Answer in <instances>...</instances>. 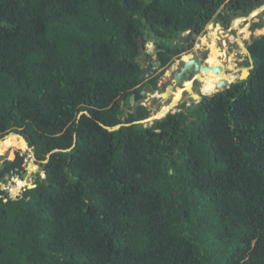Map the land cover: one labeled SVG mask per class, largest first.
I'll list each match as a JSON object with an SVG mask.
<instances>
[{
	"label": "trees",
	"instance_id": "16d2710c",
	"mask_svg": "<svg viewBox=\"0 0 264 264\" xmlns=\"http://www.w3.org/2000/svg\"><path fill=\"white\" fill-rule=\"evenodd\" d=\"M262 4L0 0V139L22 134L45 174L14 198L0 190V264H264V34L246 80L150 127L101 125L150 116L130 97L145 98L142 77L156 88L181 56L167 41ZM1 144L0 155L26 148ZM26 163L17 152L0 178ZM4 180L12 195L24 186Z\"/></svg>",
	"mask_w": 264,
	"mask_h": 264
},
{
	"label": "rangeland",
	"instance_id": "374dc122",
	"mask_svg": "<svg viewBox=\"0 0 264 264\" xmlns=\"http://www.w3.org/2000/svg\"><path fill=\"white\" fill-rule=\"evenodd\" d=\"M263 12H264V10L259 12V14H256L251 20H249L250 22L248 24L245 23L247 21V19H245V21L243 22V23H245L244 27H242L238 31L233 32V35H228L229 33L228 34L222 33L224 36L219 34V37H215V35H213V33H214L213 29L214 28L212 27L211 24H208L206 26L205 31L203 33H201L199 35L194 34L192 42L190 43V45L193 44L192 48L189 49V51L183 53L181 55L182 57L180 56L179 58L178 57L174 58L169 63V65H167L164 69H161V71L164 70V74H162V76L158 79V81L156 83V85H157L156 88H154L153 86L151 87L147 82L148 80L145 79V81H144V83L146 84V87H145L146 93L144 94L145 98L141 99V101H139L137 104L139 105V103L141 102L143 105L147 106L151 111L150 115H153L152 114L153 108L156 107V110L159 111L162 107H165L167 104H169L172 100L171 101L167 100L168 98L164 99L163 102H161L159 100L160 99L159 95H160L161 91L164 90L166 85H168V84L173 85V82H172L173 75H174V73H176L177 71L180 70V68L182 67V63L184 61L189 60L192 57L198 58L200 51L209 52V55H210V53H212L216 50L218 52H221L222 56H221V58L219 57V61H220V63H222L224 61V55L223 54H225V51H223V50L224 49L228 50L230 53V62H228L229 65L227 67V70L232 71L231 72L232 75H234L236 72H238L241 67H245V66H241L238 68L232 63L231 60L233 58L237 59L238 57H240L241 53L238 52V49L235 46H233V44H231L230 45L231 47H229V43H228L229 40H227L226 43H224V39H226V37H228L229 39L232 38V39H230L232 43L237 41V39L239 40V38H242L243 40L246 39L245 38L246 34L244 33V29L246 28V30H247L250 26V23H252L254 20H257V18H260L261 16H259V15H261ZM234 19H236V18H233L231 20H234ZM231 20H229V21H231ZM218 26H223V25L221 23V24H218ZM249 34H250V32H247V38L249 37ZM263 34H264V27L258 28L254 32V35L256 37H260ZM209 43H211V44H209ZM198 44H200V46H198ZM214 44H215V50L214 49L212 50L211 46H213ZM148 49L151 50L152 46L148 47ZM245 53L246 52L242 50V54H245ZM208 59H209V57H208ZM208 59H207V62L209 63L210 59L209 60ZM231 68H233V69H231ZM158 73H160V72L158 71L157 74ZM192 77L193 76L187 77L185 80L189 81ZM235 77H236V79L234 81L237 80L238 75H236ZM203 85H204V83H203V81H201L199 84H197V88L202 90ZM212 94H214V92H212L210 94L205 93L204 95L210 96ZM186 101L188 102L187 103L188 105H191L192 103H196L195 100L194 101L193 100H186ZM137 104H134V107L137 106ZM178 110H179V108L177 106L172 111H174V113H175ZM129 112L130 111L128 109H125L124 115L126 116ZM122 121L124 122V118L122 119ZM142 125H143V123H142ZM3 148H4V145L1 144V146H0L1 152H2ZM17 152L27 154L26 170L32 174L33 180L37 179L38 177H41L42 179L45 178V174L43 172H41V170H40L41 167L39 165L35 164L36 160L34 159L32 152L28 148H24V149L12 148L10 152H7L3 155H0V171H2L3 164L5 161H11V160H14L16 158ZM13 173H14V175H4L3 177L0 178V190H2V193H3L2 196L9 195V183L4 180L6 176H8L9 180L21 178L24 181V186H27V182L23 178L24 172L19 173L17 170H14Z\"/></svg>",
	"mask_w": 264,
	"mask_h": 264
},
{
	"label": "water",
	"instance_id": "95a60500",
	"mask_svg": "<svg viewBox=\"0 0 264 264\" xmlns=\"http://www.w3.org/2000/svg\"><path fill=\"white\" fill-rule=\"evenodd\" d=\"M255 9L260 10L259 12L263 11V10H264V4H262V5L258 6V7H256ZM253 11H254V10H253ZM253 11H252V12H253ZM252 12H251L249 15L243 17V18H251ZM237 18H239V17H237ZM237 18H236V19H237ZM251 19H252V18H251ZM143 20L145 21V19H143ZM216 23H217L216 20L212 23L213 27L216 26ZM148 28H149V26H147L146 32L148 31ZM151 34H152V37L149 38V39H147V40H146L144 37H141L140 45H141V51H142V52L145 51L148 47L153 46V43L156 41L157 37L155 36V33H154V32H151ZM193 35H194V31H193V30H189V31H187L185 34H181L179 37L174 38V39H172L171 41H167L166 43H167V45H172V46H174V45L177 44V47H178V48L180 47L181 44H183V47L185 48V50H186V51H189V49H190V43L192 42ZM163 41H164V40H163ZM239 45H240V44H239ZM244 45H245L244 43H242V46L240 45L241 48H242V50H243V48H244V49L246 50V53H249V54L251 55V53L249 52V50H248L247 48H245ZM198 46H200V44H198ZM243 46H244V47H243ZM196 60H197V61H196ZM137 61L140 62V63H143V67H144V68H146L147 65H148V63H147L146 58H145L144 55H140V56L137 58ZM193 61H195V63H196V64L193 65V68H191L190 70H186V69L188 68V66L190 65V63L193 62ZM250 62H251V64H252V65L250 66V68H247V67H242V68H240L241 71H242V73H241V79H244V77H243L244 74H247V76L250 75L249 69H250V70H253V69H254V60L252 59V57H251V61H250ZM235 63H236V64H239V63L236 62V61H235ZM198 67L201 68V69L198 70ZM208 68H211L213 71H215V70L218 69V67H210V65H208V64H203L202 60H199L198 58H193L192 60L187 61V62L184 63V66L181 68V70H180L179 72L176 73V76H177V77H176V80H175V84H173V85H169V86L167 87V89H166L163 93H161V95H160V96H161V100H160L161 102H163L164 99H166V98H168L167 100H169V98L172 96V94H171V89L177 88V87L181 84V80H183L184 75L189 76L193 70H195L197 73L195 74L194 77H192L191 80L186 81V83H187V87H186V89L183 90V92L180 94V98L177 99L178 101H175L176 99H175V96L173 95L172 101H171L169 104H167L166 106H170L171 104H175V103H176V105H175L174 107H172L171 109H169V110L167 111V113H166L164 116L157 117L156 114H155V113H157V110H156V107H155V108L152 109V114H153V115H150L149 117H147V118H145V119L135 120V121H133V122H131V123H121V124L115 125V126H113V127H108V126H106L105 124H101V125H102L104 128L108 129L109 131H115V130H118V129H120V128L123 127V126H133V125H136V124H142V123H143L146 127H150V126L153 124L154 121L159 120V119H161L162 117H165V116H166L168 113H170V112H171V113H174V111H172V110H174L177 106H179V105L182 103V101H183L182 98H183V93H184V91L188 92L189 94H193V98L199 101V100H200L199 95H196V94H194V92H193V82H194L195 79H198V80L201 82V81L203 80V76L200 75V71H201V72H204V71H206V69H208ZM222 70H223V69H221V71H222ZM205 73H207V72H205ZM198 76H201V77H198ZM179 77H181V78H179ZM179 79H180V80H179ZM142 80H145V78L142 77ZM216 87H217V90H224V89L230 88V82H229L228 80L222 79L219 83H217ZM145 93H146L145 91H142V94H143V95H144ZM167 100H166V101H167ZM198 101H197V102H198ZM135 102H136V95H135V94H132L131 97H130V105H132L133 108L136 107V106L134 107ZM84 113L89 114L87 111H82V112L79 113L78 117L80 118ZM8 134H11V135H17V136H19L23 141H25V143L28 145V149L32 152V155H33L34 159L36 160V158H35V154H34V151H33V147L29 144V142L27 141V139H26L22 134L15 133V132H13V131H9V132L6 133L2 138H4V137H5L6 135H8ZM76 137H77V134L75 133V138H76ZM2 138H1V139H2ZM1 139H0V140H1ZM0 146H1V145H0ZM70 150H71V148L68 149V150L56 149L54 152H56V151H70ZM49 157H50V155L48 156V159H49ZM48 159L45 160L44 162L46 163V162L48 161ZM40 170H41V172H42V169H40ZM171 172H172V171H171ZM23 178L26 180V182H27V186H23V187L19 190V192H18L16 195H12V194H11V191L9 190V198H14V197L17 196L21 191L25 190L26 188L32 189V188H34V187L37 186L36 183H34L35 180H33V176H32V174H31L29 171H26V172L23 173Z\"/></svg>",
	"mask_w": 264,
	"mask_h": 264
},
{
	"label": "flooded vegetation",
	"instance_id": "af4514ba",
	"mask_svg": "<svg viewBox=\"0 0 264 264\" xmlns=\"http://www.w3.org/2000/svg\"><path fill=\"white\" fill-rule=\"evenodd\" d=\"M253 10H255V8L253 9ZM252 10V11H253ZM251 11V12H252ZM250 12V13H251ZM249 13V14H250ZM248 14V15H249ZM259 14V13H258ZM216 16H218V14H216ZM247 16V15H246ZM259 16H261L260 18H257V20H254L252 23H250V26H249V28H248V31L250 32V34H249V37L248 38H246V39H244L243 40V43L245 44V46H246V48L249 50V52L251 53V51H250V46H251V43H252V41H253V39H255V38H259V37H256L255 35H254V32H255V30L256 29H252L253 28V25L255 24V23H257V22H260L261 20H263L264 21V14L262 13L261 15H259ZM240 17H245V16H239V18ZM237 18V17H236ZM219 21L217 18H215L210 24L212 25V23L214 22V21ZM230 22V21H229ZM250 21H246L245 23H249ZM227 23V22H226ZM226 23L224 24V23H222V25H223V27H224V25H226ZM245 23H243V25H245ZM219 24H221V22L219 21ZM243 27V26H242ZM262 36V35H261ZM260 36V37H261ZM227 40H229L228 41V43H229V47H231L230 45L231 44H233V46H235L237 49H238V52H240L241 53V55H240V57H238L237 59H235V58H233L231 61L234 63V65L236 66V67H241V66H245V67H247V68H250V66L252 65L251 64V57H252V54L250 55L249 53H245V54H242V48H241V46L239 45V43H238V39H237V41H235V42H231V40L228 38V37H226V39H224V43H226V41ZM155 43V42H154ZM153 43V44H154ZM192 46H193V44H191ZM190 45V49L192 48V46ZM180 47H182L183 49H184V51L182 52V54L183 53H185V52H187L186 50H185V48L183 47V44H181L180 45ZM213 50V49H212ZM223 51H225V54H223L224 55V61L221 63L222 64V66H223V71H224V73H231L232 71H229V70H227V67H228V65H229V63L228 62H230V53H229V51L228 50H226V49H224ZM181 54V55H182ZM209 55V52H203V51H200V54H199V57H198V59L199 60H202V62H203V64H209L208 62H207V59H208V57L210 58V56L211 55H214L215 57H216V59H217V64H219V58L214 54V52H212V53H210V55ZM238 55V54H237ZM182 57V56H181ZM221 58V57H220ZM227 59V60H226ZM252 59H253V57H252ZM188 61V60H187ZM227 61V62H226ZM235 61L236 62H238L239 64H236L235 63ZM184 63H185V61L182 63V67L184 66ZM216 64V65H217ZM181 67V68H182ZM181 68H180V70H181ZM242 68V67H241ZM179 70V71H180ZM179 71H177V72H179ZM253 70H250L249 69V72H250V74H251V72H252ZM159 72H163V74H164V70L163 71H161V69L159 70ZM176 72V73H177ZM176 73H174V75H173V80H172V82H173V84H175V75H176ZM197 72L195 71V70H193L192 72H191V74L189 75V76H187V75H184V77H183V81H186L185 79L187 78V77H191V76H195V74H196ZM241 73H242V71H241V69H239V71L238 72H236L235 74H234V79H232V80H230V86L232 85V84H234V83H236V82H238V81H243V80H246L250 75H248L247 77H245L244 79H241ZM200 74L201 75H204L201 71H200ZM206 75V74H205ZM209 75H211V74H209ZM236 75H238V78H237V80L236 81H234L235 79H236ZM207 77V76H206ZM192 79V78H191ZM190 79V80H191ZM200 83V81L198 80V79H195L194 80V82H193V92H194V94H196V95H199V97H200V100L199 101H201L202 100V98H203V96H204V93H203V91L201 90V89H198L197 88V84H199ZM166 85V84H165ZM169 86V84L168 85H166L165 86V88H164V90L163 91H161V93H163L166 89H167V87ZM181 86H183L182 84H181ZM176 88H174V89H171V94H172V96L169 98V100L171 101L172 100V98H173V91L175 90ZM220 91H222V90H216L215 92H214V94L215 93H217V92H220ZM161 93H160V95H161ZM159 95V97H160V99L159 100H161V96ZM182 103H184V102H186V103H188L186 100H195V102H197L198 100H196V99H194L193 98V94H189L188 92H186V91H184V93H183V98H182ZM198 101V102H199ZM138 102H135V104H137ZM181 103V104H182ZM139 104H142L141 102L139 103ZM180 104V105H181ZM143 105V104H142ZM179 105V106H180ZM132 106V105H131ZM137 106H138V104H137ZM178 106V107H179ZM187 106H190V105H188L187 104ZM125 109H128L129 110V108L128 107H126ZM133 109H135V108H133ZM36 180V179H35Z\"/></svg>",
	"mask_w": 264,
	"mask_h": 264
},
{
	"label": "bare ground",
	"instance_id": "6f19581e",
	"mask_svg": "<svg viewBox=\"0 0 264 264\" xmlns=\"http://www.w3.org/2000/svg\"><path fill=\"white\" fill-rule=\"evenodd\" d=\"M259 11L260 10H258V9H255L253 12H252V15H251V18H253L256 14H258L259 13ZM251 18H242V17H240V18H237V19H234V20H231L230 22H227L226 23V25L223 27V26H218V24H219V21H217V23H216V26L215 27H213V25H212V27L214 28H212L213 30H214V33H213V35H215V37H219V34H221V35H223L222 33H225V34H228V35H233V32H235V31H238V30H240L241 28H242V26L244 27V25H243V22L245 21V19H247V21H249V20H251ZM218 26V27H217ZM233 28V29H232ZM259 31V30H258ZM247 32H249L248 31V29L246 30V28L244 29V33L246 34V37L245 38H247ZM218 34V35H217ZM217 35V36H216ZM224 36V35H223ZM221 37V36H220ZM230 39H232V38H230ZM238 43L242 46V43H243V39L242 38H239V40H238ZM209 44H211V43H209ZM245 46V45H244ZM243 46V47H244ZM215 48V44L213 45V46H211V49H214ZM245 48H246V46H245ZM243 51H245L246 52V50L243 48ZM218 54H217V57L219 58V57H221L222 56V53L221 52H217ZM193 59V57L192 58H190L188 61H190V60H192ZM227 60V59H226ZM197 61V60H196ZM185 62H187V61H185ZM227 62V61H226ZM233 63V62H232ZM194 64H196L195 63V61H193V62H191L190 63V65L188 66V68L186 69V70H190L191 68H193V65ZM234 64V63H233ZM231 66V65H230ZM210 67H212V66H210ZM213 67H218V69L217 70H215V71H213L211 68H208V69H206V71H204V72H202L204 75H201V76H203V83H204V85H203V87H202V91H203V93L205 94H210V93H212V92H215L216 90H217V87H216V85H217V83H219L222 79H225V80H228L229 82H230V80H232V79H234V75H232V73L230 74V73H224V71L222 70L221 71V69H223V66H222V64L219 62V64H217V65H215V66H213ZM232 67V66H231ZM201 68H199L198 67V70H200ZM231 69H233V68H231ZM205 72H207V73H205ZM206 74V75H205ZM209 74H211V75H209ZM201 76H198V77H201ZM207 76V77H206ZM176 75H175V79H176ZM244 78L245 77H247V74H244V76H243ZM179 78H181V77H179ZM180 80V79H179ZM181 84L183 85V86H181ZM181 84L173 91V94H174V96H175V101H178L177 99L180 97V94L183 92V90H185L186 89V87H187V83H186V81H183V80H181ZM145 91V90H144ZM146 92V91H145ZM176 105V103L175 104H171L170 106H165V107H162L159 111H157V113H155L156 114V116L157 117H161V116H164L166 113H167V111L169 110V109H171L172 107H174ZM6 138H8L10 141H12V140H14V139H17V140H19L26 148H28V145L25 143V141H23L19 136H17V135H11V134H8V135H6L5 136V139ZM3 151H6V149L4 148L3 149Z\"/></svg>",
	"mask_w": 264,
	"mask_h": 264
},
{
	"label": "crops",
	"instance_id": "0c3cea01",
	"mask_svg": "<svg viewBox=\"0 0 264 264\" xmlns=\"http://www.w3.org/2000/svg\"><path fill=\"white\" fill-rule=\"evenodd\" d=\"M214 50H215V48H214ZM217 52H218L217 50L214 51V54H215L216 56H217V54H218ZM218 62H220V61H218Z\"/></svg>",
	"mask_w": 264,
	"mask_h": 264
},
{
	"label": "clouds",
	"instance_id": "9594fccd",
	"mask_svg": "<svg viewBox=\"0 0 264 264\" xmlns=\"http://www.w3.org/2000/svg\"><path fill=\"white\" fill-rule=\"evenodd\" d=\"M185 34V33H184ZM148 49V48H147ZM197 103V102H196Z\"/></svg>",
	"mask_w": 264,
	"mask_h": 264
}]
</instances>
